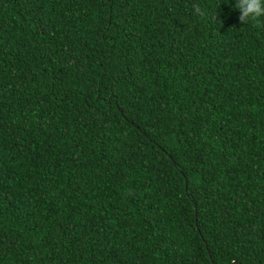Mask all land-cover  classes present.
Returning a JSON list of instances; mask_svg holds the SVG:
<instances>
[{
  "label": "trees",
  "instance_id": "16d2710c",
  "mask_svg": "<svg viewBox=\"0 0 264 264\" xmlns=\"http://www.w3.org/2000/svg\"><path fill=\"white\" fill-rule=\"evenodd\" d=\"M235 4L0 0V264H264V17Z\"/></svg>",
  "mask_w": 264,
  "mask_h": 264
},
{
  "label": "clouds",
  "instance_id": "9594fccd",
  "mask_svg": "<svg viewBox=\"0 0 264 264\" xmlns=\"http://www.w3.org/2000/svg\"><path fill=\"white\" fill-rule=\"evenodd\" d=\"M235 8L239 10V20L243 24L257 26V21L264 17V0H236ZM194 11L200 16L205 15L199 5L194 6Z\"/></svg>",
  "mask_w": 264,
  "mask_h": 264
}]
</instances>
